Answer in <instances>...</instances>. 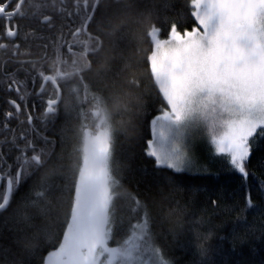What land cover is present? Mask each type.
Instances as JSON below:
<instances>
[{"label":"trees","instance_id":"trees-1","mask_svg":"<svg viewBox=\"0 0 264 264\" xmlns=\"http://www.w3.org/2000/svg\"><path fill=\"white\" fill-rule=\"evenodd\" d=\"M32 1L28 0L27 8ZM187 2L100 0L87 32L82 30L76 36L54 30L43 33L40 25L26 22L27 38L23 37L20 49L36 61L17 69V75L29 84L38 103L42 97L49 101L57 96L51 84L37 94L43 79L51 76L61 100L51 114L45 106L36 113L24 110L21 115L26 119L21 124L16 116H6L9 111L15 113L7 103V89L0 97V152H9L14 136L20 140L28 128L29 114L33 126L47 137L38 154L40 163L32 162L30 175H22L19 183L14 177L21 169L23 154L13 149L12 160L7 164L0 161V171L14 181L9 204L0 210V264H46L62 247L85 181V149L88 144L99 146L95 138L102 112L112 130L109 172L113 199L109 240H103L99 264H138L134 238L139 235L136 222L143 216L138 208L151 218L155 247L163 249L175 264H264V197L259 195L262 188L258 183L249 206L242 178L227 171L226 161L218 158L210 171L218 176L177 173L183 188L177 191L164 177L168 170L157 171L140 147L145 118L151 110L155 114L159 98L152 62L154 37L173 22L180 23ZM190 26V20L180 24L181 29ZM61 36L76 41L74 50L66 48L67 42L61 47ZM250 39L259 68L264 61V29L257 26ZM10 64L8 68L15 70V63ZM32 136L41 142L35 133ZM249 171H264V149L254 151ZM88 186L92 197L87 204L96 203L100 191L93 183ZM4 196V192L0 194V203ZM217 196L213 206L211 200Z\"/></svg>","mask_w":264,"mask_h":264},{"label":"snow or ice","instance_id":"snow-or-ice-1","mask_svg":"<svg viewBox=\"0 0 264 264\" xmlns=\"http://www.w3.org/2000/svg\"><path fill=\"white\" fill-rule=\"evenodd\" d=\"M189 20L191 26L181 29L180 24ZM257 26L264 29V0H188L180 14V23L173 22L166 32L162 29L156 34L160 43L152 60L159 98L155 114L151 110L145 118L140 147L153 160L157 171L168 170L164 177L177 191H183L182 176L177 173L218 176L202 170L194 155L197 138L206 133L215 153L226 161V170L242 178L248 205L253 203L251 193L257 183L262 188L259 195L264 197V171H249L254 151L264 149V62L257 68L256 57L250 51L253 46L250 34ZM6 31L12 32V29ZM21 83L13 79L8 87L11 89L15 84V91L19 92ZM9 102L16 112L9 111L6 116L19 119L21 104L15 99ZM193 115L196 118L184 130L182 145L174 143V150H169L167 142L174 134L165 124L179 123ZM32 121V115H27L28 128L21 133L20 140L14 136L9 152H0V161L5 164L13 159V149L23 154L21 171L14 177L17 180L22 175H30L32 162L39 159L38 154L47 143V137L37 131ZM33 133L40 138V143ZM12 183L13 179H9V189ZM208 195H213L211 189ZM218 199L217 196L211 200L213 206ZM7 204L5 195L0 208ZM137 211L143 213L136 222L139 235L134 238L139 249L138 264H154V261L175 264L163 249L155 247L151 218L141 209ZM145 256L150 260L146 261Z\"/></svg>","mask_w":264,"mask_h":264},{"label":"rangeland","instance_id":"rangeland-1","mask_svg":"<svg viewBox=\"0 0 264 264\" xmlns=\"http://www.w3.org/2000/svg\"><path fill=\"white\" fill-rule=\"evenodd\" d=\"M156 34L154 37L155 52L158 50V44L160 43L157 40ZM251 53L255 55L253 47ZM152 62L155 79L158 83L155 74V62L153 60ZM195 118L196 116L193 115L179 123L167 122L165 124V128L171 129L174 134L167 142L169 150H174V143L182 145L184 130L188 128ZM206 136L207 134L203 133L202 137L197 138L194 155L198 163L203 166L202 170L210 172L215 160L223 158L215 153L214 146L210 144ZM95 139L99 145L98 148H94L91 144H88L85 149V181L83 188L80 189L79 203L74 222L68 231L64 244L57 252L49 256L46 264H99V261L103 257L102 245L104 239L105 241L109 240V206L113 199L109 172L112 130L105 112H102L100 116V130ZM92 179H95L96 182ZM91 183H93L100 193L96 203L87 204L89 198L92 197V192H88V185ZM83 212H87L84 219H82Z\"/></svg>","mask_w":264,"mask_h":264},{"label":"flooded vegetation","instance_id":"flooded-vegetation-1","mask_svg":"<svg viewBox=\"0 0 264 264\" xmlns=\"http://www.w3.org/2000/svg\"><path fill=\"white\" fill-rule=\"evenodd\" d=\"M28 3V0H0V97L6 93L7 89V92L9 93L7 103H9V106L15 112V107L11 105L9 101L15 99L17 103L21 104L20 115L24 110L26 113H30V110H33L35 113L37 111L40 112L42 111L41 108L46 105V102V110L48 112L49 102L55 101L58 97V90L52 83L48 82L44 86L45 79L51 76H46L43 79L44 81L40 84V90L38 89L37 94L41 93L48 84H51L57 92V96L56 98H53L49 101H46V99L42 97L38 103L36 102L37 95L32 94V92H30L29 84L24 82L17 75V69H24L25 65L36 61V59L29 58L28 54H23L22 50L20 49L23 37L25 36L24 34L28 29L26 28V22L33 21L36 25H40L43 33H47L48 31L54 30L61 32V34L62 32H64L67 34V36L69 33H72L74 34V36H76L77 34H80L82 30L85 33L87 32L88 26L94 17L95 11L100 3V0H33L30 4V7L27 8ZM85 16H88V18L83 21V18ZM90 18L91 20L88 23V20ZM82 23L84 24L82 28H80ZM7 28H11L12 32H7ZM67 36L65 40L62 36L60 37V41L62 42L61 47L65 46L67 42L66 48L69 50H74V45L76 44V41H68ZM45 57L46 56L40 57L38 60L41 61ZM12 58L15 59L11 60ZM11 62L15 63V70L8 68V66L11 65ZM39 74L41 75V72ZM13 79H20V81L23 82L18 85L20 88L19 92L15 91V88L17 87V85L15 84L11 89L8 87V84L12 83ZM33 83L34 86H36V82ZM32 89L34 90V87ZM21 96L24 97L23 100L20 99ZM30 103L31 107L29 108ZM25 117V115H21L18 120H20V122H25ZM35 162L38 163L37 161ZM0 170H2V165H0ZM20 171L21 169L18 172ZM9 179L13 178H9L6 175V172L0 171V194L4 192V194L6 195ZM19 181L20 178L19 180H17V183H19ZM13 185L14 181L11 186L12 188Z\"/></svg>","mask_w":264,"mask_h":264},{"label":"water","instance_id":"water-1","mask_svg":"<svg viewBox=\"0 0 264 264\" xmlns=\"http://www.w3.org/2000/svg\"><path fill=\"white\" fill-rule=\"evenodd\" d=\"M90 20H91V18L88 20V23L90 22ZM88 23H87V25H88ZM48 82L52 83L55 86V88L58 90V97H57V99L55 101L49 102V104H48V113L51 114V113L54 112L53 111V107L57 106L59 104L60 100H61V91H60L59 87L57 86L56 81L52 77H47L45 79L44 86ZM37 162L39 163L38 160H37ZM11 193H12V187H11V189H9V186H8L7 192H6V195L8 196V204H9V201H10ZM8 204L6 205L5 208H0V210L1 211H4L7 208Z\"/></svg>","mask_w":264,"mask_h":264},{"label":"clouds","instance_id":"clouds-1","mask_svg":"<svg viewBox=\"0 0 264 264\" xmlns=\"http://www.w3.org/2000/svg\"><path fill=\"white\" fill-rule=\"evenodd\" d=\"M129 134L131 135V134H133V132H132V129L130 128L129 129Z\"/></svg>","mask_w":264,"mask_h":264}]
</instances>
